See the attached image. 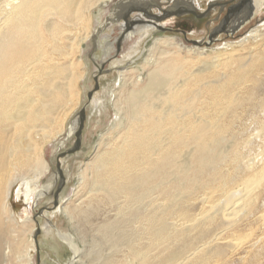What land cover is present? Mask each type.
<instances>
[{
  "label": "bare ground",
  "instance_id": "6f19581e",
  "mask_svg": "<svg viewBox=\"0 0 264 264\" xmlns=\"http://www.w3.org/2000/svg\"><path fill=\"white\" fill-rule=\"evenodd\" d=\"M218 9L228 15L206 40L246 37L214 52L168 34L180 15L210 17ZM261 21L264 0H0V264H14L12 255L26 264L13 246L20 237L8 205L14 184L26 188L27 222L47 196L59 199L61 170L49 184H39L36 172L45 166L44 143L62 137L60 113L81 79L76 61L64 60L111 27L114 44L104 45L118 52L110 60L154 37L144 62L119 73L118 134L101 138L79 189L65 196L60 212L69 227L47 226L70 252L59 263L85 264L97 247L98 264H264Z\"/></svg>",
  "mask_w": 264,
  "mask_h": 264
},
{
  "label": "rangeland",
  "instance_id": "374dc122",
  "mask_svg": "<svg viewBox=\"0 0 264 264\" xmlns=\"http://www.w3.org/2000/svg\"><path fill=\"white\" fill-rule=\"evenodd\" d=\"M204 5L203 9L207 8L208 10V3ZM104 11L106 12L105 9ZM104 11L103 13H105ZM223 13L218 9V11L211 14L210 17L202 16L197 19H195L192 14L184 16H182V14L177 19V24L174 23L173 25L166 26L170 28L168 34L181 36L190 42H205L208 46L203 45L202 47L215 52L217 49L222 48L226 42H238L247 35V33H245L236 37L235 40H232L234 37L224 39L221 37L219 39L221 41L216 43L207 41L206 38L209 36V30L217 25L216 20L218 18L223 20L226 15H228V12ZM104 16L106 17L107 13H105ZM263 23L264 21H261L256 26H260ZM95 25L96 22L93 27H95ZM218 26H220V24H218L217 27ZM112 28L113 27L104 30L102 35H100L101 39L99 37L96 44L84 42L80 53L69 50L70 53H68L66 57L68 59L64 60L65 63L72 58L76 61L74 71L77 76L78 74L81 75V79L76 82V95L74 94L76 98L74 100L69 99L70 101L66 100L67 103H65L66 105H64L60 113L61 118L65 120V128H63L62 137L44 143L42 148L44 149L43 161L45 166H42L40 171L36 172L37 178H40L38 181L39 184H49L53 176H59L61 170L64 176V183L58 192L59 195H57L59 199L57 200L52 194L47 196L37 207L31 209V211L33 210L32 213H30L31 215L33 214L31 219L32 222H27V214L29 215L30 211L25 201L26 188L22 186V181L17 182L13 186V196L8 200V205L14 213L12 227L18 229L17 231L20 232L16 234L17 236L20 235V237L15 242L13 241V246L19 248L22 256L25 257L21 259L26 261V264H62L59 262H61V260L64 261L70 256L68 249L58 242L55 230L51 229V227L47 228V226L51 221L60 228L69 227L68 222L63 219L60 212L62 207L67 203L65 196L72 190L79 189L81 170L85 167V164L92 159V155L96 152V147L101 138L108 135L109 139L113 140L118 134V131H114L113 127L116 121L115 92L119 87V73L125 69H131L141 65L147 56L149 46L152 44V38L154 36L147 35L135 49H126L123 51L124 55L122 53L120 54L121 57L124 56V59L120 60L119 58H115L110 60V58L118 52L117 46H111L110 44L104 45L105 42L114 37ZM245 30H242L240 33L242 34ZM212 53L213 52L210 54L212 55ZM77 116L80 120L77 133L65 144L66 146L64 149H57L62 143L61 138H67L71 123ZM57 131L58 128H55L54 132L56 133ZM78 134L80 135V139H78ZM78 140H80L79 149L71 152V149L74 148ZM18 173V176L23 174L22 171ZM0 178H3V175H0ZM19 189H22L20 194L21 198L17 196ZM81 196H83L82 193ZM33 226L35 227L34 229ZM48 229H51V231L48 232ZM87 231V233H89L88 240L91 238L93 239L95 235L94 230L88 228ZM76 233L79 234V230H77ZM79 235H77L80 240L79 243L84 250H87L89 244H86ZM96 242L103 248L102 237H99ZM55 246L59 248L57 254L60 257V261L55 254ZM98 250L99 248L95 247L94 250H92L91 256L85 255L82 263L98 264V260L100 259ZM2 260L1 254L0 262H2ZM10 261L16 264V256L12 255Z\"/></svg>",
  "mask_w": 264,
  "mask_h": 264
},
{
  "label": "water",
  "instance_id": "95a60500",
  "mask_svg": "<svg viewBox=\"0 0 264 264\" xmlns=\"http://www.w3.org/2000/svg\"><path fill=\"white\" fill-rule=\"evenodd\" d=\"M78 139H80V135H79V134H78ZM79 142H80V140L77 141V143H78V147H77L75 150L79 149V147H80ZM77 143H76V144H77ZM75 150H74V151H75ZM72 152H73V151H72Z\"/></svg>",
  "mask_w": 264,
  "mask_h": 264
}]
</instances>
